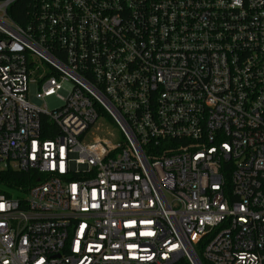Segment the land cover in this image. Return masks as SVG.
I'll return each instance as SVG.
<instances>
[{
	"label": "built area",
	"instance_id": "2783aa9c",
	"mask_svg": "<svg viewBox=\"0 0 264 264\" xmlns=\"http://www.w3.org/2000/svg\"><path fill=\"white\" fill-rule=\"evenodd\" d=\"M5 170L0 264H264V0H0Z\"/></svg>",
	"mask_w": 264,
	"mask_h": 264
},
{
	"label": "trees",
	"instance_id": "16d2710c",
	"mask_svg": "<svg viewBox=\"0 0 264 264\" xmlns=\"http://www.w3.org/2000/svg\"><path fill=\"white\" fill-rule=\"evenodd\" d=\"M24 1H21L18 5L15 4L18 7L19 12H22L19 14V17L14 16V20L17 23H23V16L26 15V5L23 3ZM9 11H12V8L9 9ZM101 114H105V112L100 109ZM28 176L26 173H20V172H13L11 170H5V171H0V187L2 186H16V185H23L26 186V181L24 179Z\"/></svg>",
	"mask_w": 264,
	"mask_h": 264
},
{
	"label": "rangeland",
	"instance_id": "374dc122",
	"mask_svg": "<svg viewBox=\"0 0 264 264\" xmlns=\"http://www.w3.org/2000/svg\"><path fill=\"white\" fill-rule=\"evenodd\" d=\"M63 87L65 89H69L70 88V83L65 82L63 84ZM43 102H44V104L47 106V108L49 110H53V109L59 108L63 104L62 98L57 96L56 94L44 97L43 98ZM114 132H115V130H114ZM116 135H117V133H116Z\"/></svg>",
	"mask_w": 264,
	"mask_h": 264
}]
</instances>
